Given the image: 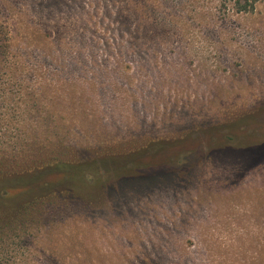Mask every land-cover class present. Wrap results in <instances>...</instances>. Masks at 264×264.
Instances as JSON below:
<instances>
[{
    "label": "rangeland",
    "instance_id": "374dc122",
    "mask_svg": "<svg viewBox=\"0 0 264 264\" xmlns=\"http://www.w3.org/2000/svg\"><path fill=\"white\" fill-rule=\"evenodd\" d=\"M0 21V264H264V0Z\"/></svg>",
    "mask_w": 264,
    "mask_h": 264
},
{
    "label": "trees",
    "instance_id": "16d2710c",
    "mask_svg": "<svg viewBox=\"0 0 264 264\" xmlns=\"http://www.w3.org/2000/svg\"><path fill=\"white\" fill-rule=\"evenodd\" d=\"M1 2H3V0H0V3ZM9 38L10 29L5 23L0 21V53H7L10 51ZM255 147L257 148L255 149ZM243 151H245V153L248 154L250 158H260L264 155V143L245 147ZM119 181L121 182L122 179Z\"/></svg>",
    "mask_w": 264,
    "mask_h": 264
}]
</instances>
